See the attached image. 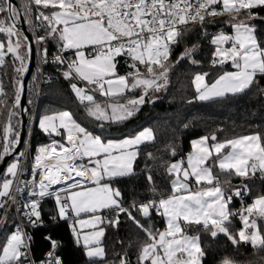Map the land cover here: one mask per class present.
<instances>
[{"label": "snow or ice", "instance_id": "1", "mask_svg": "<svg viewBox=\"0 0 264 264\" xmlns=\"http://www.w3.org/2000/svg\"><path fill=\"white\" fill-rule=\"evenodd\" d=\"M262 12L264 0H27L21 6L14 0H0V34L6 37L0 40V67L10 55L17 73L11 103L0 83V116L6 112V119L0 121V160L15 157L0 181V209H5V216L7 200L18 204L12 192L18 182L17 193L31 189L23 204L28 222L34 226L42 223L41 202L54 198L57 215L52 219L70 220L76 244L82 245L87 257L101 258L100 264L107 256L102 240L105 226L118 228L121 216L146 237L138 248L137 264H204L202 233L192 234L194 228L212 238L223 234L235 246L250 244L264 251V195L246 208L232 211L233 199L243 198L250 189L242 185L228 194L216 174L218 169L220 174L247 179L259 173L264 182V135L260 132L223 141L213 133L193 140L186 158L166 166L170 194L160 193L149 169L147 181L153 198L143 203L133 200L125 206L123 193L113 184L118 178L136 175L141 145L155 140L151 128L109 139L83 126L71 111L45 114L39 127L50 137L62 136L64 142L52 139L37 148L31 167L33 179L26 181L20 179V160L25 153L17 151L21 143L17 128L22 122L13 123L19 116L23 75L32 56V43L20 29L21 22L47 29L46 35L34 37L36 44L48 38L57 41L52 63L64 69L62 76L70 82L76 100L102 132L106 124H122L133 117L141 105L151 102L150 93L166 90L170 73L180 62L201 65L202 61L194 58L199 45L186 47L175 61L171 57L194 28H201L207 37V26L217 17L227 16L224 23L232 31L221 29L211 34L209 44L214 51L209 63L220 73L209 82L212 72H196L191 81L195 98L208 101L250 90L258 83L257 77L264 76ZM69 50L73 56L66 59L64 53ZM39 54L47 63L48 49L39 50ZM120 57L129 69L125 74L118 71ZM229 64L231 70H224ZM137 91L139 96L134 95ZM97 94L105 98L103 102ZM130 95L134 98L125 99ZM176 154L172 147L171 155ZM147 156L155 159L152 153ZM133 210L148 220L154 212L163 218L165 227H145ZM237 215L243 226L233 233L230 225ZM26 235L17 225L6 236L0 243V264H36L29 259L31 237L26 241ZM45 239L52 250L39 264H63L56 254L58 242L51 236ZM119 264H130L127 251L119 256ZM222 264L235 262L226 258Z\"/></svg>", "mask_w": 264, "mask_h": 264}, {"label": "trees", "instance_id": "2", "mask_svg": "<svg viewBox=\"0 0 264 264\" xmlns=\"http://www.w3.org/2000/svg\"><path fill=\"white\" fill-rule=\"evenodd\" d=\"M21 0L17 2L21 6ZM27 2V0H25ZM50 12V10H49ZM264 15V12L261 13ZM214 24L207 26V37L203 34V30L199 27L186 35L182 42L174 48L172 61L180 55L184 49L199 45L195 53V59L202 61L201 65H193L188 60L180 62L174 67L170 73V83L161 95L151 102H146L139 107V110L129 120L122 124H106L101 132L97 122L93 118L86 115L84 107L76 100L71 91L70 82L62 76L64 70L60 65L49 61L45 64L44 73L52 78L51 82L43 86L41 96L36 109V120L45 114H52L59 111L68 110L74 114V118L83 126L96 134H102L109 139L123 138L124 136L135 135L143 128H151L155 135L154 142H149L140 147V155L135 164L136 175L131 177L118 178L113 187H118L123 193L125 206L132 203L133 200L143 203L152 199L149 192V184L147 175L149 169L154 176L160 193L164 196L170 194L169 177L166 173V166L173 161L186 158L190 153V143L193 139L201 136H211L216 134L219 141L231 139L237 136L253 134L260 132L264 135V76L257 77V84L245 93L237 95H227L214 100L200 101L196 99V93L192 86V77L196 72H212L209 82L220 73V69H212L210 67L211 53L214 47L209 44L211 34L219 32L221 29L232 31L224 21L227 16L215 18ZM35 23H38L34 21ZM257 23H259L257 21ZM264 29V25H261ZM45 27L39 28V36L46 35ZM15 39V38H13ZM0 40H6L0 34ZM44 48L48 49V54L57 52L54 42L48 38L42 43ZM123 58V57H120ZM121 72L125 74L129 69L127 65L121 64ZM19 66L16 62L15 67ZM231 67L227 65L224 70ZM0 83L3 84L9 102L14 99L15 89L13 87L14 78L17 73L14 71L12 58L6 57V63L0 67ZM35 77V79H34ZM80 86H84L82 83ZM38 87V76L35 72L32 76L27 102L30 107V117L35 110L36 93ZM138 96L137 92L134 94ZM134 98L133 96L125 97V99ZM101 102L105 98L99 97ZM6 119V112L0 116V121ZM20 122V116L13 120L16 124ZM20 126L17 128L19 131ZM52 139L64 142L62 136H48L40 131L35 125L32 133L31 145L32 152L36 154L38 147L51 143ZM176 149V156L171 155V149ZM2 151V148H0ZM152 153L155 159H149L147 154ZM15 159V157L13 158ZM12 159V160H13ZM216 174L220 181L233 179L234 183L247 185L250 192L243 198L235 197L230 205L232 211L238 212L245 207L255 197L264 195V182L260 176L253 179L241 180L235 178V175L220 174L218 169ZM3 178V176H2ZM2 178L0 181H2ZM26 189L22 194V210L23 204L29 199V191ZM159 197H157L158 199ZM134 211L137 219L148 227L149 224L154 225L156 229L163 230L164 221L162 218L152 215L151 220L143 218L138 212ZM108 213H105L107 215ZM57 215V209L54 198L46 197L41 202L42 225L38 226L30 233L32 236L31 247L32 254L36 264L45 260L46 254L52 250L51 243L45 237L51 236L52 240L58 242L59 247L56 254L59 255L63 264H100L101 259L89 260L84 252L82 245H77L75 237L70 228V220H53L52 217ZM13 220V218H11ZM121 223L118 228L106 227V238H104V247L107 250V256L103 264H112L116 261L119 264V256L127 251L130 264H137L138 248L146 240V237L139 229L136 228L131 221L125 216H121ZM239 216L232 218L230 229L233 233L241 229ZM13 231V226H6L0 234V243L6 240V236ZM201 231L202 246L206 251L204 264H222L226 258L231 259L235 264H264V251L254 249L250 244L241 243L239 246H233L224 236L212 238L210 234L203 233L200 229H193L192 234ZM122 242V243H121Z\"/></svg>", "mask_w": 264, "mask_h": 264}, {"label": "built area", "instance_id": "3", "mask_svg": "<svg viewBox=\"0 0 264 264\" xmlns=\"http://www.w3.org/2000/svg\"><path fill=\"white\" fill-rule=\"evenodd\" d=\"M20 2H21V5L26 4L25 0H21ZM34 24H35V22H34ZM28 26L30 28V31L32 33L33 40H34V37L36 35H39L38 34L39 29H34V27L32 25H28ZM34 44L36 47V60L38 63V72H39V96H38V99H39L43 86L50 83L52 78L50 76H46L44 74V67H45L46 63L43 62L42 57L39 54V50L44 48L43 45L42 44H36L35 40H34ZM53 54H56V53H53ZM64 55H65V58L67 59V58L72 57L73 53L72 52H66V53H64ZM52 57L53 56H48V58H47L48 62L52 61ZM119 64H125L124 57L119 59ZM0 75H1V70H0ZM32 133H33V128L30 130L28 138H27V142H26V146H25V152H24L25 155L22 157V160H20V164L22 166V174L20 176V179L26 180V181H30L33 179L31 167H32L33 157L35 156V153L32 152V145H31ZM37 179H38V177H37ZM17 186H18V182L14 185L12 192H13V196L16 197L18 204H14L11 199L7 200V215L6 216H5V209H0V221L6 220V223H0V234L6 226L12 225L13 231H14L16 226L19 225L21 227V230L27 234L25 236V240L27 241L28 237L29 236L31 237L30 233L32 232V230H34L38 226H41L42 223L34 226L33 224L29 223L28 220L23 216V212H24V210H22V194H23V192L17 193L16 192ZM0 199H2V198H0ZM147 201H145V202H147ZM11 218H13V220ZM29 259L34 260V256H32L30 251H29Z\"/></svg>", "mask_w": 264, "mask_h": 264}, {"label": "water", "instance_id": "4", "mask_svg": "<svg viewBox=\"0 0 264 264\" xmlns=\"http://www.w3.org/2000/svg\"><path fill=\"white\" fill-rule=\"evenodd\" d=\"M14 3L17 6H19L17 0H14ZM19 27L24 32V34L26 36H28L29 41L32 43V56H31L30 61L28 62V70L23 75L24 91H23L22 96H21V103H20V107H19L20 122H22L20 124L21 143L17 146L18 152L21 150V147H22L24 140H25V133H26V128H27L29 115H30V107H29L28 102H27V96L29 93L30 82H31V78H32V75L34 73L35 64H36L35 46H34L32 36H31V34H30L25 23L21 22ZM13 158H14V156H10V157H6L4 160H0V180L2 178V173L6 170L7 165L12 161ZM219 236H224V235L220 234ZM233 246H235V245H233Z\"/></svg>", "mask_w": 264, "mask_h": 264}, {"label": "crops", "instance_id": "5", "mask_svg": "<svg viewBox=\"0 0 264 264\" xmlns=\"http://www.w3.org/2000/svg\"><path fill=\"white\" fill-rule=\"evenodd\" d=\"M50 40H52L53 42H54V45H55V48H56V50H57V41L55 40V39H52V38H50ZM230 65V64H229ZM231 67V66H230ZM121 69H122V65L121 64H119V67H118V71H119V73L120 74H123L122 72H121ZM229 70H231V68L229 69ZM163 91V90H162ZM162 91H160V92H158V93H150V95H149V100L150 101H152V100H154L153 99V97H155V99L157 98V97H159L160 95H161V93H162ZM137 93L138 94H140V91H137ZM229 95H231V94H229ZM201 101V100H200ZM42 117V116H41ZM41 117H38V119H37V128L40 130V131H42V132H44L40 127H39V122H40V118ZM147 128V127H146ZM144 129V128H143ZM142 129V130H143ZM141 131V130H140ZM139 132V131H138ZM45 133V132H44ZM248 135H250V134H248ZM202 137V136H201ZM237 137H239V136H237ZM200 137H198V138H195V139H193V140H197V139H199ZM112 139H114V138H112ZM192 140V141H193ZM191 141V142H192ZM149 143V142H148ZM209 143H211V141H209ZM190 146H191V143H190ZM191 151H192V147H191ZM190 151V152H191ZM188 155V154H187ZM187 155H186V157H187ZM178 161V160H177ZM85 163H87V160H85L84 161ZM173 162H175V161H173ZM256 176H259V173H257V175ZM235 178H239V177H236L235 176ZM234 179V178H233ZM233 179H231V180H225V181H221V184H222V186L225 188V191H226V193H228V194H231V192L234 190V189H236L238 186H241V184H237V183H234L233 182ZM241 180H248V179H253V178H240ZM195 184V181L193 180V185ZM256 198V197H255ZM254 198V199H255ZM253 199V200H254ZM253 200H252V202H253ZM251 202V203H252ZM251 203H249V204H251ZM248 204V205H249ZM248 205H246L245 207H242V208H246ZM83 218V217H82ZM160 218H162V217H160ZM163 219V218H162ZM164 221V220H163ZM240 223H241V225H242V222L240 221ZM243 226V225H242ZM242 226H241V228H242ZM164 227H165V222H164ZM104 238H106V235H105V237ZM104 238H102V240H103V246H104ZM84 252H85V250H84ZM87 257V256H86ZM89 260H96V259H101V258H89V257H87Z\"/></svg>", "mask_w": 264, "mask_h": 264}, {"label": "bare ground", "instance_id": "6", "mask_svg": "<svg viewBox=\"0 0 264 264\" xmlns=\"http://www.w3.org/2000/svg\"><path fill=\"white\" fill-rule=\"evenodd\" d=\"M18 1V0H17ZM27 3V2H26ZM18 5H19V3H18ZM20 6V5H19ZM26 26H27V28H28V30H29V32H30V34H31V36H32V33H31V31H30V28H29V26L26 24ZM39 31V30H38ZM32 39H33V36H32ZM33 42H34V40H33ZM34 46H35V44H34ZM67 52H72V51H67ZM56 53V52H55ZM73 53V52H72ZM35 54H36V47H35ZM54 54L52 53V54H48V56H53ZM124 60H125V58H124ZM125 65V64H124ZM1 70V69H0ZM37 73V76H38V87H37V93H36V105H35V110H34V112H33V115H32V117L30 118L31 119V122H30V125H29V128H28V124H27V128H26V133H25V140H24V143H23V145H22V147H21V150L19 151V152H25V146H26V142H27V138H28V135H29V132H30V130L33 128L34 129V127H35V125L37 126V120H36V109H37V105H38V102H39V99H38V96H39V72H38V63H37V60H36V64H35V70H34V73ZM33 73V74H34ZM45 74V73H44ZM33 76V75H32ZM47 76V75H46ZM32 79V78H31ZM31 83V82H30ZM30 88V87H29ZM40 97H42L41 95H40ZM155 100V99H154ZM29 117H30V115H29ZM28 122H29V120H28ZM19 132H20V128H19ZM32 143V142H31ZM21 160H22V158H21ZM15 185V184H14ZM14 185H13V187H14ZM245 196V195H244ZM243 196V197H244ZM31 235V234H30ZM31 240H32V236H31ZM31 240H30V253L32 254V247H31ZM32 256H33V254H32Z\"/></svg>", "mask_w": 264, "mask_h": 264}, {"label": "rangeland", "instance_id": "7", "mask_svg": "<svg viewBox=\"0 0 264 264\" xmlns=\"http://www.w3.org/2000/svg\"><path fill=\"white\" fill-rule=\"evenodd\" d=\"M226 32H228V33H231V31H226ZM14 40V39H13ZM69 51H71V50H69ZM12 162V161H11ZM10 162V163H11ZM152 215H155V216H158L157 214H155L154 212L152 213Z\"/></svg>", "mask_w": 264, "mask_h": 264}, {"label": "clouds", "instance_id": "8", "mask_svg": "<svg viewBox=\"0 0 264 264\" xmlns=\"http://www.w3.org/2000/svg\"><path fill=\"white\" fill-rule=\"evenodd\" d=\"M158 217H160V216H158Z\"/></svg>", "mask_w": 264, "mask_h": 264}, {"label": "flooded vegetation", "instance_id": "9", "mask_svg": "<svg viewBox=\"0 0 264 264\" xmlns=\"http://www.w3.org/2000/svg\"><path fill=\"white\" fill-rule=\"evenodd\" d=\"M139 96V95H138Z\"/></svg>", "mask_w": 264, "mask_h": 264}]
</instances>
